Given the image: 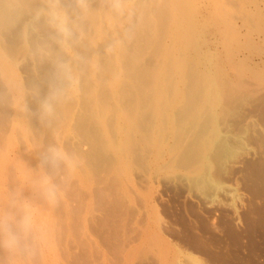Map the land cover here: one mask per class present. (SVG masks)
<instances>
[{
  "label": "bare ground",
  "instance_id": "bare-ground-1",
  "mask_svg": "<svg viewBox=\"0 0 264 264\" xmlns=\"http://www.w3.org/2000/svg\"><path fill=\"white\" fill-rule=\"evenodd\" d=\"M60 2L79 27L71 55L37 16L46 0H0V212L31 202L44 228L26 252L0 244V264H207L169 239L171 188L210 252L214 219L187 202H243L246 181L264 237V0H127L134 14L115 20L107 0H85L84 19ZM68 60L78 83L54 98ZM53 145L79 158L74 174L45 163ZM42 174L55 206L33 186Z\"/></svg>",
  "mask_w": 264,
  "mask_h": 264
},
{
  "label": "clouds",
  "instance_id": "clouds-1",
  "mask_svg": "<svg viewBox=\"0 0 264 264\" xmlns=\"http://www.w3.org/2000/svg\"><path fill=\"white\" fill-rule=\"evenodd\" d=\"M77 6L80 8L81 19L91 15L85 0H77ZM107 7L110 19L131 17L134 14V10L127 0H107ZM37 16H43L46 19L56 34L57 43L71 55L79 27L60 0H46L45 6L37 12ZM57 72L61 80L66 82L67 87L58 89L54 98L75 91L78 83L71 60L58 62ZM44 110L49 115L54 111L51 103H45ZM45 163L53 172L63 169L72 175L77 171L81 162L78 157L67 152L62 146L53 145L48 149ZM33 186L49 206H55L63 196L52 175H40L33 180ZM16 206L20 210L18 219L14 215L0 212V244L13 254L28 251L31 246L30 242L35 239L37 234L42 235L44 232L36 206L28 201L21 202Z\"/></svg>",
  "mask_w": 264,
  "mask_h": 264
},
{
  "label": "rangeland",
  "instance_id": "rangeland-1",
  "mask_svg": "<svg viewBox=\"0 0 264 264\" xmlns=\"http://www.w3.org/2000/svg\"><path fill=\"white\" fill-rule=\"evenodd\" d=\"M226 178L225 180L229 179V177H226ZM239 186H238L237 194L244 195V199H243L244 203L240 201L239 199H237L236 195H233L231 191L229 193H226L227 191L224 192L225 190L217 191L216 192L217 194H215L214 196L210 195L209 197L210 199L207 196L202 195L203 197L201 200L202 203L199 202V204L192 203V201L187 202V203L191 202L190 204H193L197 208L203 210L202 211L204 215L203 218L205 217L204 218L205 221H212L214 219L213 223L216 226V229L215 227L211 228L212 229L211 231L214 233H211L210 245L212 246H210V248L212 250L210 252H209V249L207 250L205 246H203L204 244L203 241L200 240L195 234H193L192 232H186V228L184 227L185 225L182 224L179 218L183 214L182 205H184L185 203L182 197L180 196L181 192L175 191L172 188L169 192L165 191L164 202H163L164 203L163 215L168 217V218L167 217L165 218V221L167 220L169 221V219L173 223H175L176 221L177 228L179 230L178 234H175V236L169 237V239L173 243L175 242L174 244L177 243L176 245H179L180 247L179 246L177 247H179L180 249L183 247L181 249L182 251H184L183 249H185V251L187 250V252H192L197 256L199 255L202 259H204L207 262V264H225L227 262H229L230 264H264V261H263L264 260V237L259 236L258 232L256 233V231H259L258 226H257V220L260 214L259 210L262 208H258L256 210L251 206V201H253V196L250 193V191L246 188L247 186L246 181L245 183L244 182L240 183ZM171 193H173V195ZM233 196H235L234 199H236V201H233ZM205 197L206 199H204ZM249 198H250V201H249ZM214 199L216 200L214 201ZM167 202H170V203H167ZM200 204H202L204 207ZM206 204H209V205L207 206ZM236 210L239 211V212H236L237 214L235 213ZM183 218L185 219L184 215H183ZM184 221L185 220H183V222ZM224 223L225 224L229 223L228 224L229 226L224 228L223 227L225 225ZM210 225L212 226V224ZM246 232H249V233L247 234Z\"/></svg>",
  "mask_w": 264,
  "mask_h": 264
}]
</instances>
